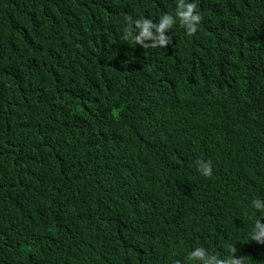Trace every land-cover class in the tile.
Returning a JSON list of instances; mask_svg holds the SVG:
<instances>
[{
  "label": "trees",
  "instance_id": "trees-1",
  "mask_svg": "<svg viewBox=\"0 0 264 264\" xmlns=\"http://www.w3.org/2000/svg\"><path fill=\"white\" fill-rule=\"evenodd\" d=\"M177 2L0 0V264H264V0Z\"/></svg>",
  "mask_w": 264,
  "mask_h": 264
},
{
  "label": "clouds",
  "instance_id": "clouds-1",
  "mask_svg": "<svg viewBox=\"0 0 264 264\" xmlns=\"http://www.w3.org/2000/svg\"><path fill=\"white\" fill-rule=\"evenodd\" d=\"M201 17L196 11V4L192 0H178L177 6L173 13H164L159 18L158 24H153L151 20H136L134 21L135 30H127L125 32V39H131L142 47H155L157 45L163 47L168 43L169 38L164 35V29L170 27L173 23H179L185 28L186 34L191 35L196 31V27ZM155 28L156 35L154 36L150 29ZM148 40L151 43L145 44ZM197 170L204 176L211 175V166L207 161H197ZM251 206L256 210H264V200L256 199L251 202ZM250 238L257 242L264 241V221L257 219L249 233ZM194 250L189 251L187 260L195 264L193 258H199L203 264H244L242 256L234 255L236 250L231 249V254L221 259L214 254L207 255V250L203 247H195ZM207 255V259H205Z\"/></svg>",
  "mask_w": 264,
  "mask_h": 264
}]
</instances>
